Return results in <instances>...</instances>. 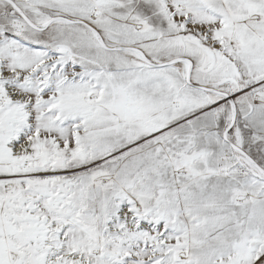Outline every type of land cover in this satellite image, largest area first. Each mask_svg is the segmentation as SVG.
Instances as JSON below:
<instances>
[{"label":"snow or ice","instance_id":"1","mask_svg":"<svg viewBox=\"0 0 264 264\" xmlns=\"http://www.w3.org/2000/svg\"><path fill=\"white\" fill-rule=\"evenodd\" d=\"M0 264H264V0H0Z\"/></svg>","mask_w":264,"mask_h":264}]
</instances>
